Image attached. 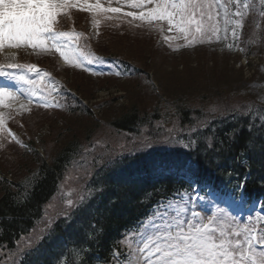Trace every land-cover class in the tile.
<instances>
[{
    "label": "trees",
    "instance_id": "trees-1",
    "mask_svg": "<svg viewBox=\"0 0 264 264\" xmlns=\"http://www.w3.org/2000/svg\"><path fill=\"white\" fill-rule=\"evenodd\" d=\"M255 18L264 26L263 11ZM103 22L97 42H87L125 67L134 82L129 85L132 89L120 96L126 100L120 106L110 99L96 102L101 116L75 100L69 111L73 123L65 122L64 117L59 126L52 121L49 131L56 137L52 144H46L47 156L35 150L17 152L20 158L5 160L8 164L0 161V262H9L16 255L13 264H128L136 233L156 217L159 204L192 187L165 176V167L158 170L162 163L181 166L187 161L180 159L185 145L192 142H197L196 149L187 155L197 165L190 173L192 178L236 195L239 182L249 174L244 184L246 195L264 198V99L241 84L225 87L222 92L221 86L211 83L206 91L202 84L206 79L192 85H196L199 92L195 95L201 101H189L194 95L192 88L176 90L174 97L169 91L157 95L155 86L144 84L139 77L145 68L127 64L119 47L122 40L138 43L137 38L151 37L148 29H129L131 26L115 20ZM255 31L252 24L253 35ZM262 40L257 52L264 64ZM128 59L139 58L131 55ZM151 76L146 72V82ZM251 78L260 80L259 91L264 94V72L259 65ZM79 82L77 79L73 87L85 100L94 99V90L88 91ZM131 93L151 96L152 100H144L148 105L140 104L129 96ZM209 93L215 98L210 99ZM236 94L247 97L236 101L242 102L240 106H231L234 101L229 96ZM252 103H259L256 116L244 113ZM168 139L169 150L155 148L166 146ZM79 165L83 169L66 181V189L55 200V211L45 217L48 228L42 230L41 226L32 233L33 228L39 229L44 207L59 192L66 172Z\"/></svg>",
    "mask_w": 264,
    "mask_h": 264
},
{
    "label": "snow or ice",
    "instance_id": "snow-or-ice-1",
    "mask_svg": "<svg viewBox=\"0 0 264 264\" xmlns=\"http://www.w3.org/2000/svg\"><path fill=\"white\" fill-rule=\"evenodd\" d=\"M229 2L238 3L239 0ZM214 6L223 5H219L218 0H131V7L140 11L128 12L126 15L149 24L166 22L169 32L178 31L185 39L190 38L191 43L198 37L202 40L207 31H215L210 22L219 13H213ZM71 7V0H0V50L21 47L54 50L71 66L83 68L84 65L79 60L69 61L68 54L63 50L69 46L66 41H72L74 34L55 31L58 16ZM243 7L247 8L248 5L244 4ZM87 9L111 13L121 11L119 7L104 8L99 2L95 5L89 4ZM236 15L240 16L241 13L237 12ZM237 24L239 26V21ZM160 30L163 31L162 28ZM75 35L78 37L80 34ZM171 38L164 37L166 41ZM96 59L103 63L99 57ZM88 63L92 61L89 60ZM2 67L26 68L28 72L37 74L40 72L36 64L11 63L0 66ZM85 70L93 75H104L90 68ZM115 75L120 76L123 73L117 70ZM0 76H7L33 87L38 83L25 74L17 75L0 70ZM44 76L50 74L44 73ZM39 83L43 86V77ZM3 97L16 98L9 88L0 87V98ZM20 107L25 108L24 105ZM44 107L49 105L45 103ZM25 110L30 111L27 108ZM2 120L3 116L0 114V121ZM8 133L15 139V134L10 129ZM0 147L3 145L0 144ZM237 187L242 188V185ZM198 200L203 198L186 195L182 197V203L169 202L167 206L160 205L156 219L150 221L151 231L146 236L141 234L135 254L136 264H264V229L258 234L254 229H240L225 223L226 215L231 214L220 208L215 201H211L215 211L208 209L207 214L202 215V211L196 209ZM67 204L71 206L73 201L69 199ZM207 208V204H201L202 210Z\"/></svg>",
    "mask_w": 264,
    "mask_h": 264
},
{
    "label": "rangeland",
    "instance_id": "rangeland-1",
    "mask_svg": "<svg viewBox=\"0 0 264 264\" xmlns=\"http://www.w3.org/2000/svg\"><path fill=\"white\" fill-rule=\"evenodd\" d=\"M97 2H99L104 8L119 7L121 9L119 13H104L117 18L128 19V22L131 23L133 27H137L138 29H149V35L151 37L148 38L147 35L146 38L143 37V39L137 38L138 43H128V40H122L121 44H123L119 45V47L126 56L133 55L135 58L138 56L139 59H135L134 61L137 62L139 66L144 67L145 70L154 74L153 79L157 82L155 87V93L157 95L161 94L162 92L169 91V93L173 94L174 97L176 95V90L181 91L185 88L191 89L193 84H196V82H202L206 79V83L202 82V84H204L203 87H206V91L210 90L208 87L210 85L208 84L211 83L221 86L222 92L225 90V87L239 86L241 84L242 86L253 89L255 94L258 95L259 99H264V94L261 93L258 88L260 87V80L258 78H255L253 81L251 80V75L253 74L254 68L256 67V64L260 62L259 57L256 55L246 57L244 55L243 48L235 50L234 48L227 47V50H224L222 40L226 38L230 30L229 12L227 9H223L219 6L214 12H218L219 16L214 17L213 19L212 26L214 27L215 31H209L217 32V30H219L217 39L215 41L206 42L203 41L204 39L201 40V38L198 37L195 41L189 43L190 38L185 39L183 34L179 33L178 31L169 32L166 22H155L154 24H149L146 21L133 19L132 17L127 16L126 13L128 12L140 11L137 8L131 7V0H71V3L73 4V7L71 8L74 10L91 12L93 10H88L87 6L89 4L95 5ZM225 13H227V17H225ZM217 20L219 21L218 23ZM207 26L208 24L206 22V28ZM161 28L163 31L160 30ZM165 36H171L172 38L166 41L164 39ZM205 38L210 39L209 37ZM154 40L157 41V45L154 43ZM151 44L155 46L152 47ZM204 45H206L208 48L203 47ZM124 48H127V50L125 51ZM120 49H118L119 52ZM63 50L68 54L69 61H76L71 47ZM13 53H15V55H13ZM0 55L5 57L10 63L17 62L21 56L31 59L30 61L32 62H30V64H36V62L44 56L56 58L61 64L62 68L60 69L61 71H59V78L50 77L53 86L58 87L60 80L63 82H69L72 80L76 81L78 79L79 81H82L79 82V84L83 83L88 91L92 89L94 90V93H92V97H94V99L90 101L93 104H95V102L99 103L100 101L107 99H110L109 101H114L113 105L115 106L124 104L126 100L120 99V96L125 95V90L131 91L132 88H129V85L130 83H134L124 81L123 79L101 81L96 75H88L85 77L86 80L84 81L81 77H77L79 72H77L76 69H78V67L69 65V62H66L59 55V53L55 52L54 50L42 51L40 49H32L30 47H21L20 49L5 48L4 50H0ZM79 68L82 69L81 67ZM109 68L110 67L108 65H103L102 68L93 67L90 69L96 72H102L100 69L108 70ZM231 68L234 69V72H231ZM263 69L264 67L262 66V72H264ZM38 76H43V73L39 72ZM202 84H200L198 87H201ZM135 85L137 84H134V86ZM157 86L159 89H157ZM191 91L194 95L188 98L190 99L189 101H201L200 96L195 95L197 92H199L197 91L196 85L191 89ZM211 94L213 93H209L207 96H210ZM129 96L140 104L144 103V105H148L146 102L152 100L151 96L145 97L146 95L143 96V94L140 95L138 93H131ZM14 97L16 98L10 99L7 97L4 100L0 98V114L3 116V120L0 121V125H5L7 123L11 116V111L22 114L26 112L25 108L28 109L32 104L27 101L24 102L18 96ZM142 97L145 98L143 99ZM210 97V99L215 98L213 95ZM229 97L233 98L234 102L231 103V106H234L242 103L236 101H243L247 95L236 94ZM20 105H24L25 108H21ZM94 111L98 113L99 116L102 115L100 110L94 109ZM69 119L72 118H68V121L73 123V120ZM54 124L56 125V122ZM47 128L48 126L45 125L40 134L41 136L48 134ZM104 128L105 127L102 126V129ZM55 137V135L47 137L45 139V143H50L55 139ZM37 144H40V139L37 140ZM254 209L258 208L255 207ZM131 264H136V256L132 260Z\"/></svg>",
    "mask_w": 264,
    "mask_h": 264
},
{
    "label": "bare ground",
    "instance_id": "bare-ground-1",
    "mask_svg": "<svg viewBox=\"0 0 264 264\" xmlns=\"http://www.w3.org/2000/svg\"><path fill=\"white\" fill-rule=\"evenodd\" d=\"M204 183L208 184L206 181H204ZM206 201L203 199V200H198L196 202L197 205H200L201 203H205Z\"/></svg>",
    "mask_w": 264,
    "mask_h": 264
}]
</instances>
